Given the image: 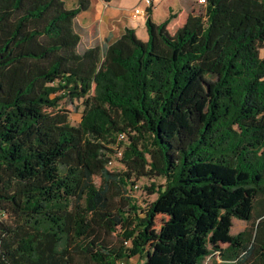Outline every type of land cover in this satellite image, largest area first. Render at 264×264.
<instances>
[{
  "label": "trees",
  "instance_id": "16d2710c",
  "mask_svg": "<svg viewBox=\"0 0 264 264\" xmlns=\"http://www.w3.org/2000/svg\"><path fill=\"white\" fill-rule=\"evenodd\" d=\"M88 4L0 0V264H264L263 216L229 231L264 213V0H204L172 35L147 7L145 39L78 51Z\"/></svg>",
  "mask_w": 264,
  "mask_h": 264
},
{
  "label": "rangeland",
  "instance_id": "374dc122",
  "mask_svg": "<svg viewBox=\"0 0 264 264\" xmlns=\"http://www.w3.org/2000/svg\"><path fill=\"white\" fill-rule=\"evenodd\" d=\"M65 2L66 7H70L72 4H74L75 0H63ZM92 2L94 0H91ZM102 4L103 10L106 7H109V2L107 0H100ZM127 2L129 1H135V0H126ZM141 4V3H140ZM152 9V19L155 22H159L162 19L165 18L168 12L172 13L174 16L169 20V22L166 25L167 33L169 35H172L175 28L180 25L187 13H196L203 15L204 14V1L201 0H153L152 5L150 6ZM168 7L170 8L168 10ZM91 19V15H88V17L84 20L88 21ZM82 20H80L81 22ZM83 23V22H81ZM121 25V24H120ZM120 25H118V28H116V25L113 27L114 34H116L119 30ZM74 27L75 29L80 32L81 38L77 46L78 51H82L83 48L88 44V39L90 37H94L97 31V25L95 22L90 23L86 27H81L77 19H74ZM136 34L138 37L141 39L146 38V32H145V27L143 26H137L136 27ZM259 55L264 56V41L262 46L259 47ZM59 105L66 108L69 112V121L71 123H75L79 116H80V109L81 106L78 104L73 103H68L65 102L64 100H59L58 101ZM118 153L116 152L114 155L111 156L110 162L107 164V166L110 169H120L122 168V164L117 158ZM93 181L95 184L100 183V178L95 175L93 176ZM150 181H154L155 183H159L162 181L161 177H154V178H147L145 176H141L137 179L134 180V183H136L135 186H131L128 184L126 187L129 189L131 187V190L128 191V194L135 200L138 205L143 206L145 203L149 200H151L154 196L155 193H149L147 192V189L145 186L149 185ZM260 201L259 203L264 204V197H256V201ZM116 205H120V201L118 199L115 200ZM264 217V213L258 217L253 218L250 221H245L243 219H239L236 217L232 218V224L230 227V232L235 233L236 231L242 229L244 226H248L253 232L255 225L260 217ZM105 238L108 241H111L112 243H118V240L120 239L118 235L117 229L113 232H109L108 234H104ZM76 259L81 260L80 256H76ZM204 264H224L221 260L219 255H210L209 257H205L203 260ZM126 264H144V259L143 258H138L136 256L131 257V259L126 261Z\"/></svg>",
  "mask_w": 264,
  "mask_h": 264
},
{
  "label": "crops",
  "instance_id": "0c3cea01",
  "mask_svg": "<svg viewBox=\"0 0 264 264\" xmlns=\"http://www.w3.org/2000/svg\"><path fill=\"white\" fill-rule=\"evenodd\" d=\"M107 1L109 2L110 6L106 7L103 10L100 0H94L93 2L89 0V4L87 8L79 11L72 20L73 28L79 34L78 43L80 41L81 34L74 27V19H77L81 27H86L92 22H95L97 25L96 34L94 35V37H90L88 39V44L83 48V50L91 45H95V44L101 45L105 41V39L112 40L116 38L122 32L125 26L133 27L135 33H136V27L138 25L145 27L144 26L145 16H141V15L131 16L130 13L132 7L142 6V2L140 0L129 1V2H127L126 0H107ZM73 5H75V2L71 6ZM152 9L153 7L151 8V17H152ZM169 9L170 8L168 7V10ZM188 14H196V13L190 12L187 13L186 16ZM88 15H91V19H89L88 21L84 20L88 17ZM80 20H82L81 22L83 23H81ZM115 25L116 28H118V25H120L119 30L116 34H114L113 31V27Z\"/></svg>",
  "mask_w": 264,
  "mask_h": 264
},
{
  "label": "built area",
  "instance_id": "2783aa9c",
  "mask_svg": "<svg viewBox=\"0 0 264 264\" xmlns=\"http://www.w3.org/2000/svg\"><path fill=\"white\" fill-rule=\"evenodd\" d=\"M142 2V6H134L131 9V16L141 15L146 16V9L150 7L153 3V0H140ZM204 1V0H201ZM135 186V185H134ZM115 264H124L123 260L118 259L115 261Z\"/></svg>",
  "mask_w": 264,
  "mask_h": 264
}]
</instances>
